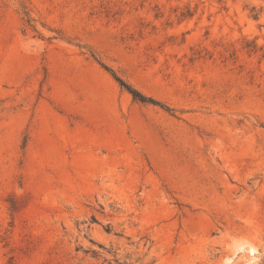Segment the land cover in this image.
<instances>
[{
    "label": "rangeland",
    "instance_id": "obj_1",
    "mask_svg": "<svg viewBox=\"0 0 264 264\" xmlns=\"http://www.w3.org/2000/svg\"><path fill=\"white\" fill-rule=\"evenodd\" d=\"M0 264H264V0H0Z\"/></svg>",
    "mask_w": 264,
    "mask_h": 264
},
{
    "label": "trees",
    "instance_id": "obj_2",
    "mask_svg": "<svg viewBox=\"0 0 264 264\" xmlns=\"http://www.w3.org/2000/svg\"><path fill=\"white\" fill-rule=\"evenodd\" d=\"M107 71H109L114 79L116 80V82L119 84V86L124 89L125 91H127L133 100L142 103V104H150V105H158L161 106L158 102L154 101L153 99L144 96L142 93H140L139 91H137L136 89L132 88L131 86L127 85L123 80H121L119 77H117L111 70H108L107 68H105ZM164 107V106H161ZM167 111H171L168 108H165Z\"/></svg>",
    "mask_w": 264,
    "mask_h": 264
}]
</instances>
